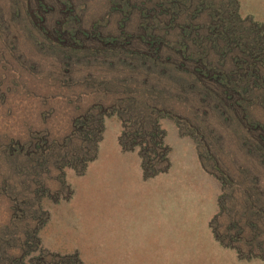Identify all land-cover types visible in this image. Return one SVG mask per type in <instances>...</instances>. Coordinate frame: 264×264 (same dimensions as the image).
<instances>
[{
  "label": "rangeland",
  "instance_id": "374dc122",
  "mask_svg": "<svg viewBox=\"0 0 264 264\" xmlns=\"http://www.w3.org/2000/svg\"><path fill=\"white\" fill-rule=\"evenodd\" d=\"M145 2L0 0V264H264V0H176L183 38L158 13L165 0ZM225 17L239 43L213 34ZM109 121L150 172L168 167L170 125L193 141L219 184L218 251L126 263L105 244L102 212L80 208L73 181Z\"/></svg>",
  "mask_w": 264,
  "mask_h": 264
},
{
  "label": "crops",
  "instance_id": "0c3cea01",
  "mask_svg": "<svg viewBox=\"0 0 264 264\" xmlns=\"http://www.w3.org/2000/svg\"><path fill=\"white\" fill-rule=\"evenodd\" d=\"M113 125L107 122L97 158L73 181L80 208L102 212L105 244L121 247L126 263L197 261L218 251L209 223L219 184L202 167L193 141L170 125L164 133L168 167L146 176L138 151L121 148ZM79 223L84 240H94Z\"/></svg>",
  "mask_w": 264,
  "mask_h": 264
},
{
  "label": "trees",
  "instance_id": "16d2710c",
  "mask_svg": "<svg viewBox=\"0 0 264 264\" xmlns=\"http://www.w3.org/2000/svg\"><path fill=\"white\" fill-rule=\"evenodd\" d=\"M146 0H144V2H145ZM148 1H150V0H147V2ZM146 3V2H145ZM165 3H166V5H164L165 6V8L164 9H162L161 10V4H158V8H160L159 9V11H158V13L161 11V12H163V14L165 15V17L167 18L166 20H167V25H170V24H172L173 26H175V27H177V28H179L181 31H183V32H180V37H184L182 34L185 32H188V28H189V26H190V24L189 23H183V24H180V23H178L177 22V18H178V16L180 15V13L182 14V12H184V7L183 6H181L178 2H176V0H165ZM176 7V8H173V7ZM144 11V13H149V14H151L152 16L153 15H159L158 13H157V5H155V7L154 8H149L148 6H143L142 8H141V12H143ZM194 12V15L195 14H198V8L196 9V11H193ZM229 12H232L230 15H232V16H234V18L236 17L237 18V16H238V14H237V10H234V11H229ZM196 17H198V16H196ZM196 17H195V19H196ZM222 17V16H221ZM228 18L229 17H225V19H223V20H225V21H223V23H221L220 24V26L218 25V23H212L211 25H210V27L212 26V25H215L216 27H215V30H214V33L213 34H215V35H217V34H222L223 36H225V35H230V25H232L233 24V22H228L229 20H228ZM203 27H204V24H203ZM233 33V35H231V37L229 36V39H227V40H233V42H237V43H239L240 42V40L239 39H243V38H245V36L243 35V34H236V32H232ZM232 38V39H231ZM239 40V41H238ZM249 56H251V55H249ZM253 56V55H252ZM143 62H145L144 60H143ZM143 64V63H142ZM254 71H256V69L254 68V70L253 71H251V76H252V74L254 73ZM253 77H258V74L257 75H255V76H253ZM231 82L232 81H229V83L225 86V88H223V86L221 87V90H222V92L221 93H230V92H228V91H230V88L229 87H231V89H235L236 90V88H237V86L236 85H230L231 84ZM256 84V83H255ZM257 85V84H256ZM143 111H144V113H147V112H151V111H153L154 110V106L152 105V106H149V105H143ZM150 114V113H149ZM156 117V116H155ZM157 118V117H156ZM155 123H156V121L155 120H153V122L151 123L153 126H154V131H155ZM93 129H95V127L93 128ZM157 130H159L158 128H156ZM102 130V127H101V129L100 128H98V131H97V133L99 134L100 133V131ZM151 133V132H150ZM153 133V132H152ZM155 133V132H154ZM258 143H259V146L260 147H264V136H258ZM121 144V143H120ZM121 146H122V144H121ZM123 148H125V149H130V150H132V147L130 146H128V145H126L125 143L123 144V146H122ZM126 147H128V148H126ZM147 165V164H146ZM145 164H142V168H143V171H144V174L146 175V176H151V175H153V174H156V173H158V172H161V171H154V172H150L147 168V166H146Z\"/></svg>",
  "mask_w": 264,
  "mask_h": 264
}]
</instances>
